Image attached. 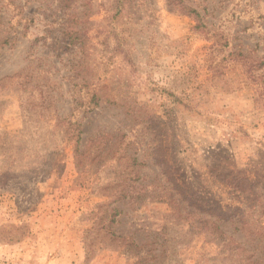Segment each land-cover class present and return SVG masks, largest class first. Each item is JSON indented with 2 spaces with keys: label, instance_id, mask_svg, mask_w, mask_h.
<instances>
[{
  "label": "rangeland",
  "instance_id": "obj_1",
  "mask_svg": "<svg viewBox=\"0 0 264 264\" xmlns=\"http://www.w3.org/2000/svg\"><path fill=\"white\" fill-rule=\"evenodd\" d=\"M247 188L264 206V0H0V264H220L166 196Z\"/></svg>",
  "mask_w": 264,
  "mask_h": 264
},
{
  "label": "trees",
  "instance_id": "obj_2",
  "mask_svg": "<svg viewBox=\"0 0 264 264\" xmlns=\"http://www.w3.org/2000/svg\"><path fill=\"white\" fill-rule=\"evenodd\" d=\"M188 11L190 14L195 13L198 15L196 10L192 8ZM196 19L199 22L201 21L199 18ZM76 152H79V147ZM240 191L244 198L243 208L224 209L220 206L202 208L196 206L192 200H186L188 198L181 192L167 195L166 201L173 215L176 214V217L179 218L183 216L182 213H185L187 218L190 219L187 225L191 228L196 227L202 235L209 237L205 241L216 249L217 257L214 260L219 261L220 264H264V220L260 217L254 218L256 215L264 216V206H262L259 192L252 188ZM112 197H115L114 203H121L125 200L131 202L138 199L129 190L116 192L114 196H110V199ZM119 216L120 214L116 209L110 210V216L106 217V223L110 224H105L106 228L103 230V235L105 237L110 236V242L123 241L126 251H128V247H133L132 249L138 251L136 255L143 253L141 252L142 247L138 245L139 242L136 239L129 242V238L125 239L117 235L115 225L118 224L117 218ZM99 219L102 222L103 218L100 217ZM95 230H92V232H95ZM166 243L156 237L152 242L154 246L149 252L145 253L148 260L156 263L157 258H160L163 254L162 251L156 253L158 246L161 248Z\"/></svg>",
  "mask_w": 264,
  "mask_h": 264
}]
</instances>
